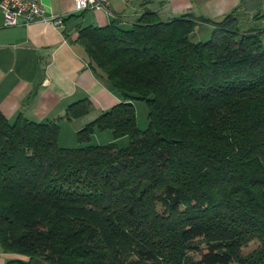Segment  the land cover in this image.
Instances as JSON below:
<instances>
[{
    "label": "trees",
    "instance_id": "1",
    "mask_svg": "<svg viewBox=\"0 0 264 264\" xmlns=\"http://www.w3.org/2000/svg\"><path fill=\"white\" fill-rule=\"evenodd\" d=\"M260 18L165 20L144 9L130 28H80L95 70L122 99L79 140L95 127L129 142L66 147L58 121L0 111V246L16 255L6 264H264V249L241 254L247 240L264 239ZM200 22L211 26L204 41L192 39ZM134 99L147 102L146 129Z\"/></svg>",
    "mask_w": 264,
    "mask_h": 264
},
{
    "label": "crops",
    "instance_id": "2",
    "mask_svg": "<svg viewBox=\"0 0 264 264\" xmlns=\"http://www.w3.org/2000/svg\"><path fill=\"white\" fill-rule=\"evenodd\" d=\"M38 1L45 14L62 16L63 24L53 26L41 20L26 24L21 19L17 24H5L0 9V111L9 121L17 116L58 121L63 146H72L75 141L78 145L93 144L90 141L97 128L86 142L79 140L78 132L122 99L95 70L78 39L80 28L112 21L130 28L144 9L156 11L165 20L184 13L217 20L236 11L249 19L259 15V21L264 22V0H110L108 11L79 12L74 9V0ZM198 27L211 30L204 22ZM83 100L88 103L87 111L67 118L69 108ZM124 137L110 140L119 142ZM15 257L0 246V264Z\"/></svg>",
    "mask_w": 264,
    "mask_h": 264
},
{
    "label": "built area",
    "instance_id": "3",
    "mask_svg": "<svg viewBox=\"0 0 264 264\" xmlns=\"http://www.w3.org/2000/svg\"><path fill=\"white\" fill-rule=\"evenodd\" d=\"M110 0H74L75 11L88 9L109 10ZM0 9L4 14L5 24H17L20 19L28 24L34 20H41L53 26L63 24L59 15H47L38 0H0Z\"/></svg>",
    "mask_w": 264,
    "mask_h": 264
},
{
    "label": "rangeland",
    "instance_id": "4",
    "mask_svg": "<svg viewBox=\"0 0 264 264\" xmlns=\"http://www.w3.org/2000/svg\"><path fill=\"white\" fill-rule=\"evenodd\" d=\"M260 25H264V23H260ZM211 36V30L205 29V28H197L196 34L193 35V40H207ZM136 111V121L137 125L140 129H146L148 127V107L147 102L143 99H134L133 101ZM113 138L112 133L108 129H98L95 131V137H92L91 143L93 144H102V143H108L109 140ZM111 141V140H110ZM129 142L128 137H124L123 140L119 141V145H127ZM79 141H75V144L72 146H66V147H75L78 145ZM261 249H264V239H260L258 237H252L245 242L243 247L241 248V254L246 257H250L258 252H260ZM256 252V253H255ZM189 254H191L193 257L198 258L199 255L195 253L193 250L189 251ZM168 256V255H165Z\"/></svg>",
    "mask_w": 264,
    "mask_h": 264
},
{
    "label": "water",
    "instance_id": "5",
    "mask_svg": "<svg viewBox=\"0 0 264 264\" xmlns=\"http://www.w3.org/2000/svg\"><path fill=\"white\" fill-rule=\"evenodd\" d=\"M33 263L36 264L37 263V260H34Z\"/></svg>",
    "mask_w": 264,
    "mask_h": 264
}]
</instances>
